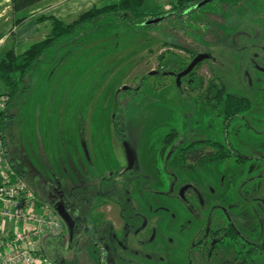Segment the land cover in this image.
Masks as SVG:
<instances>
[{"label": "rangeland", "instance_id": "obj_1", "mask_svg": "<svg viewBox=\"0 0 264 264\" xmlns=\"http://www.w3.org/2000/svg\"><path fill=\"white\" fill-rule=\"evenodd\" d=\"M170 2L175 0H147L144 10L166 16L170 13L164 11V3ZM48 31L40 28L28 42L43 39ZM6 39L0 53L16 45L15 37ZM27 43L15 46L16 51L22 52ZM193 54L208 55L196 77L205 83L219 79L228 91L250 100V110L228 130L222 109L199 99L204 86L191 92L186 81L179 88L173 77L150 76L153 70L182 68ZM263 68L264 0H238L230 6L216 0L190 14L144 26L105 17L60 40L28 74L23 90L6 107L13 116L3 128L8 156L48 208L54 209L57 197L69 201V210L76 203L71 213L84 227L111 216L104 206L94 211L104 203L98 202L99 196L117 202L127 220L135 216L129 193L133 197L142 188L146 210L151 208L168 226L173 213L176 224L167 230L175 231L176 226L177 231L186 216L184 208L161 193L173 189L175 194L191 184L200 189L205 208L215 210L214 219L226 212L242 234L256 236L264 224V162L238 164L228 158L188 172L182 171L179 152L191 142L213 139L264 161V136L258 135L264 131ZM116 117L123 120L122 147L134 158L130 168L119 157L112 123ZM243 118L253 132L244 129ZM97 154L107 159L98 162L106 161L104 169L95 164ZM204 222L194 230H203ZM95 229L106 231L96 225ZM86 234L71 240L64 226L57 237L41 236L42 249L57 264H98L96 252L83 245ZM104 256L110 264L109 254Z\"/></svg>", "mask_w": 264, "mask_h": 264}, {"label": "flooded vegetation", "instance_id": "obj_2", "mask_svg": "<svg viewBox=\"0 0 264 264\" xmlns=\"http://www.w3.org/2000/svg\"><path fill=\"white\" fill-rule=\"evenodd\" d=\"M220 2L225 5L222 1ZM196 56L197 55L193 54L190 61L185 66L180 68L181 70L178 69L175 71H169L161 68L163 70L160 69L151 71L154 72V74H150V76H158L163 74V78L173 77L174 86L182 88L183 84L181 83L186 81L188 84V81L191 80L189 75L195 76V71L201 67L204 60L197 64L189 74L182 77L179 81V84H177L176 81L177 74L185 70ZM261 72H264V68ZM186 90L189 91V88H186ZM228 92L230 94L245 98L248 101V105L239 113V115H237L227 124L224 122L223 118L224 127L226 130L229 129L231 123L237 117L248 112L251 107L250 100L248 98L237 93H232L230 91ZM201 93L202 92H199V95H201ZM243 121V125H245L244 129L253 132L254 128L252 125H250L248 120H244L243 118ZM258 135L264 136V131L258 132ZM124 137L125 132L123 138L118 137L117 144L120 148L119 157L122 156L124 162H126L130 168L134 163V158L132 153L127 148L122 147L124 143ZM207 141L217 142L222 145L220 142L213 139H202L191 142L187 146L180 149L179 158L182 163V171L195 172L204 164H211L214 162L223 161L228 158H233L238 164H246L253 159L261 163L264 162L263 158L255 155L252 157L244 155L231 145L227 147L222 145L224 150H231L227 157L211 161L203 160L204 157L208 155V153L212 152L211 147L208 144H205ZM262 142H264V140ZM192 145L194 147L197 146L199 149H204L203 152H197L198 154L202 155V161L198 159L200 162H197V160L196 162H192L193 160L187 159L189 156L193 157L194 155H198L196 153H190L188 150H186V148ZM126 150H128V152ZM262 155H264V153H262ZM96 156H98V154ZM91 158L93 159V157H90L88 161L93 162ZM101 159L106 158H101L99 156L96 157L95 164L97 166L98 164L100 165L98 162ZM130 160H132L131 163ZM105 162L106 161L100 165L103 167V169L105 167ZM111 173L112 172L108 174H110L111 178H113ZM172 190L173 189L167 190L165 193L161 194H163V197L166 198V201H168L167 199L176 200L182 204L184 208L186 216L183 215L185 216V219L183 222H181L180 228L177 229V231L176 226L175 231L167 230H172V228L169 226L176 224V216L173 213L170 214L171 218L168 220V226V222H165L163 219L157 217L155 213L151 211V208L146 210L144 205L145 201L142 198V188H138V191H136L137 193H135L133 197H131L129 193L128 203L130 201L133 202V207L136 208V215L134 214L135 216H131L129 220L126 219L129 217L124 215L122 216V208L117 202L102 196L98 197V202L99 200H104V203L97 204L93 209L95 212H97L99 207L104 206L107 209V212L111 213V216L103 218L99 217L100 219L92 226L84 227L82 223L75 219L71 212L74 211V206L76 203L69 210V201L64 200V198L57 197L55 200V206L56 208L65 210L67 213H69L73 220V228L69 229L71 240H73L74 236L79 233H87L83 245L84 247L90 246L96 252L98 256V264H105L108 261L107 257L104 256L107 254H109L108 259L109 262H111L110 264H264V224L262 231L259 232V234L257 233L256 236H254L255 233L249 234V236L242 234L237 229L234 222H232L231 218L226 214V212L225 214L223 212L221 216L214 219L213 213L215 210H208L205 208L206 201L204 200L199 188L188 184L184 185V187L181 186L175 194ZM187 190L190 191L188 196H186ZM244 191L248 192L247 189ZM76 196V193L72 192V198L74 201H76ZM250 202L252 204L251 200ZM261 202L263 204L261 214L264 223V199ZM139 207H141V209ZM161 209L164 212L167 211L165 208ZM148 213L151 216H149ZM203 221H205L203 230L195 231V226L203 225ZM95 225L96 227H102L106 229V231L103 230L102 233H98L95 229Z\"/></svg>", "mask_w": 264, "mask_h": 264}, {"label": "trees", "instance_id": "obj_3", "mask_svg": "<svg viewBox=\"0 0 264 264\" xmlns=\"http://www.w3.org/2000/svg\"><path fill=\"white\" fill-rule=\"evenodd\" d=\"M41 1L43 0H11L14 15L13 25L9 34L11 38L14 37V30L28 19L25 11ZM143 1L144 0H115V2L103 6H93L80 12L70 23H65L52 16L42 17L40 19L41 21H48L50 24L48 34L43 39L30 43L22 52H17L15 46H12L0 53V82L4 86V91L0 93V97L7 95L8 105L10 100L18 92L23 90L24 87L22 86L28 74L36 69L41 57L47 51L53 48L60 40L70 37L80 31H84L87 26L97 25L105 17L115 16L128 25L144 26L146 22L152 19L161 18L160 21H162L168 19L169 16L181 17L182 15L190 14L192 11L196 10L195 6L204 0H175L171 9L166 12V14H170L166 16H160L162 14L150 15L146 13L143 8ZM219 1H222L226 6L235 5L238 2V0ZM170 45L176 46L174 44ZM189 77H191V80L188 81L187 84L189 91H199V89L204 86L205 89L201 95H198L199 99L209 103L214 102L217 108L221 107L224 122L226 124L239 115L248 105V101L245 98L230 94L219 79L214 78L205 83L199 77L192 75H189ZM12 118L13 116L8 114L6 110L3 114L2 128L11 124ZM113 129L118 137L123 138L124 125L122 118H114ZM174 134H176L175 131L171 133L172 136ZM205 144L211 147L212 152L208 153L203 160H218L227 157L231 152V150H224L223 146L217 142L207 141ZM186 150L196 154H198V151H204V149H199L197 146L194 147L193 145L186 148ZM201 156L202 155L198 154L193 157L189 156L187 159L193 160L192 162H196V160L200 162L203 158H201ZM198 159L200 161H198Z\"/></svg>", "mask_w": 264, "mask_h": 264}, {"label": "built area", "instance_id": "obj_4", "mask_svg": "<svg viewBox=\"0 0 264 264\" xmlns=\"http://www.w3.org/2000/svg\"><path fill=\"white\" fill-rule=\"evenodd\" d=\"M7 100L0 97V264H57L44 253L40 238L61 235L64 223L38 200L8 156L2 128Z\"/></svg>", "mask_w": 264, "mask_h": 264}, {"label": "crops", "instance_id": "obj_5", "mask_svg": "<svg viewBox=\"0 0 264 264\" xmlns=\"http://www.w3.org/2000/svg\"><path fill=\"white\" fill-rule=\"evenodd\" d=\"M146 1H143V8L146 7ZM113 2L115 0H43L25 11L28 19L14 30L15 46L22 47L26 45L25 43L31 40L40 28L50 29L48 21L40 20L42 17L52 16L65 23H70L82 11L93 6H103ZM172 5L171 2L164 3V11L168 12ZM152 15H158V13ZM13 20L11 0H0V50L4 47L6 38L9 37Z\"/></svg>", "mask_w": 264, "mask_h": 264}, {"label": "water", "instance_id": "obj_6", "mask_svg": "<svg viewBox=\"0 0 264 264\" xmlns=\"http://www.w3.org/2000/svg\"><path fill=\"white\" fill-rule=\"evenodd\" d=\"M214 0H204L202 2H200L199 4H197L195 6V9H198L210 2H212ZM161 18H157V19H152L148 22H146L145 24L146 25H151V24H156L160 21ZM208 58V55H205V54H199L197 55L192 61L191 63L187 66V68L185 70H183L182 72H180L179 74H177V78H176V81H177V84H179V81L182 77L186 76L187 74H189L193 69L194 67L199 64L200 62H202L203 60L207 59ZM150 74H154V72H151ZM128 152V150H126ZM132 162V160H130V163ZM54 210L56 211V213L59 215V217L62 219V221L64 222L65 226L68 228V229H72L73 228V220L70 216L69 213H67L65 210H62V209H58L56 208V206L54 207Z\"/></svg>", "mask_w": 264, "mask_h": 264}, {"label": "bare ground", "instance_id": "obj_7", "mask_svg": "<svg viewBox=\"0 0 264 264\" xmlns=\"http://www.w3.org/2000/svg\"><path fill=\"white\" fill-rule=\"evenodd\" d=\"M64 223V222H63ZM64 226H65V224H64Z\"/></svg>", "mask_w": 264, "mask_h": 264}]
</instances>
